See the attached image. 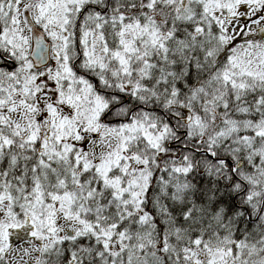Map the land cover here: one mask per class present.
<instances>
[{
  "label": "snow or ice",
  "instance_id": "snow-or-ice-1",
  "mask_svg": "<svg viewBox=\"0 0 264 264\" xmlns=\"http://www.w3.org/2000/svg\"><path fill=\"white\" fill-rule=\"evenodd\" d=\"M0 264H264V0H0Z\"/></svg>",
  "mask_w": 264,
  "mask_h": 264
}]
</instances>
